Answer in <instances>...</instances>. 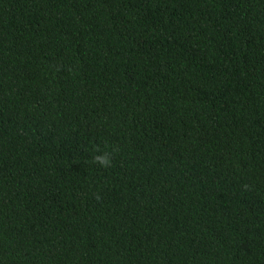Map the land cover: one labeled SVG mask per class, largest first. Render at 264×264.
Here are the masks:
<instances>
[{
	"label": "trees",
	"instance_id": "obj_1",
	"mask_svg": "<svg viewBox=\"0 0 264 264\" xmlns=\"http://www.w3.org/2000/svg\"><path fill=\"white\" fill-rule=\"evenodd\" d=\"M0 264H264V0H0Z\"/></svg>",
	"mask_w": 264,
	"mask_h": 264
},
{
	"label": "clouds",
	"instance_id": "obj_2",
	"mask_svg": "<svg viewBox=\"0 0 264 264\" xmlns=\"http://www.w3.org/2000/svg\"><path fill=\"white\" fill-rule=\"evenodd\" d=\"M117 151L118 147L116 146H96L94 148L92 163L102 169H108L113 166V158Z\"/></svg>",
	"mask_w": 264,
	"mask_h": 264
}]
</instances>
